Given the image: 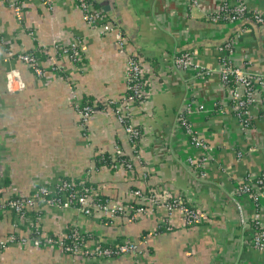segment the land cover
Instances as JSON below:
<instances>
[{
  "label": "crops",
  "instance_id": "1",
  "mask_svg": "<svg viewBox=\"0 0 264 264\" xmlns=\"http://www.w3.org/2000/svg\"><path fill=\"white\" fill-rule=\"evenodd\" d=\"M20 1L17 19L0 0L2 194L25 195L37 185L65 177L85 178L98 194L120 203L132 201L135 188L183 194L204 216L200 223L185 226L178 210L168 211L162 203L147 206L151 209L134 220L117 216L111 221L98 212L40 206L19 220V233L27 235L35 223L44 234L60 238L73 226L89 236L88 244L142 238L143 250L90 260L72 257L56 244L11 242L0 248V264H264V250L245 244L247 230L239 224V215L249 222L257 214L264 227V185L256 203L246 194H234L238 180L264 168V105L249 104V125L241 126L229 106L230 86L221 83L217 71L224 55L232 66L264 80V28L248 17L209 22L206 14L221 0H90L121 28L146 81L144 99L131 109L139 129L132 169L94 168L95 153L105 151L112 158L118 146L130 157L131 143L112 113L97 107L83 135L75 103L85 99L95 105L122 97L125 52L115 46L111 34L98 35L84 23L70 0ZM243 2L248 12L264 16V0ZM75 39L85 45L80 64L62 56L53 70L40 55L44 68L38 76L14 55L5 54L8 49L32 50L36 43L66 46ZM227 41L230 48L221 54L217 46ZM180 51L189 52L192 63L207 75L195 76L192 66L175 68L170 58ZM256 94L260 98L264 89ZM186 105L193 109L188 123L210 147L201 175L187 164L188 157L200 152L189 144L178 121ZM14 219L0 215V241ZM161 220L168 228H157Z\"/></svg>",
  "mask_w": 264,
  "mask_h": 264
},
{
  "label": "built area",
  "instance_id": "2",
  "mask_svg": "<svg viewBox=\"0 0 264 264\" xmlns=\"http://www.w3.org/2000/svg\"><path fill=\"white\" fill-rule=\"evenodd\" d=\"M4 4L10 8L17 19L21 18V1L20 0H3ZM79 9L81 19L98 35L111 34L115 46L125 52V65L123 71L124 93L119 100L106 99L102 101V109L110 111L114 118L122 126L128 141L131 143L133 154L130 157H122L118 146L114 147L113 157H110L111 167H123L132 169L136 157V143L139 136V129L132 122V107L138 104L145 97L146 81L143 76L141 62L138 55L133 50H127L126 40L118 26L107 20L105 13L99 8L94 7L90 0H70ZM194 4V0H189ZM244 17L250 18L257 26L264 28V16L258 13L247 11L243 0H221L215 11L206 14L209 22H236ZM230 48V42H224L217 46V50L223 54ZM85 45L79 39L71 41L66 46L60 45H43L36 43L34 48L29 51L13 53L9 49L5 54L7 57L15 56L18 60L26 64L37 76L43 72L38 56L43 55L48 63V68L56 70L58 59L66 56L73 65L78 66L82 60ZM218 73L221 83L229 88V106L235 118L241 126L249 125L248 105L260 101L264 105V94L258 98L257 91L264 89V80L258 76L244 72L242 68L232 66L225 56L221 55L219 59ZM171 64L177 69H184L190 66L194 67V75L202 77L207 75L208 71L202 67L193 64L190 54L187 51L174 53L170 58ZM231 82V85L229 84ZM95 105L79 100L75 103V111L78 117V124L83 135H86L87 121L89 115L94 111ZM193 112L190 106L186 105L179 114L178 121L183 126L187 141L196 148L200 153L196 157H188L187 164L190 168L197 171L199 175L203 174L206 162L209 159L210 147L200 139L187 121V114ZM132 156V157H131ZM92 167H90L91 169ZM88 169L85 175L88 173ZM145 179V176L142 175ZM85 178L74 182L72 179H60L53 184H42L35 186L28 194L25 195H3L0 185V215L11 214L15 217L11 222V230L6 237L0 241V248L5 247L8 243L17 242L22 244L30 241L35 245L56 244L64 252L72 257L84 256L90 260L98 258H109L118 255H137L140 254L144 247V239L122 240L111 242L93 241L87 243V237L72 226L69 234H63L57 238L50 234H44L35 224H31L28 234H21L18 231V222L26 212L40 206H52L59 209L74 208L80 212L90 214L93 212L100 213L105 221H111L117 216H122L128 220H134L139 215L145 213L158 203H162L166 210H178L182 222L185 226H192L200 223L204 214L195 207V205L183 194L168 196L164 193L157 192L151 188H135L132 190L134 199L128 203H120L109 196L97 198L98 192L92 186L83 185ZM264 185V168L256 175H246L238 180L234 187V194H246L253 202L256 203ZM233 194V195H234ZM235 195V196H236ZM233 196V198H235ZM96 197V198H95ZM151 207V208H147ZM239 224L241 228L247 230L245 244L254 248L264 250V227L260 224L257 214H253L251 220L247 222L239 215ZM168 228L167 222L161 220L157 228ZM62 238H67L64 243Z\"/></svg>",
  "mask_w": 264,
  "mask_h": 264
},
{
  "label": "trees",
  "instance_id": "3",
  "mask_svg": "<svg viewBox=\"0 0 264 264\" xmlns=\"http://www.w3.org/2000/svg\"><path fill=\"white\" fill-rule=\"evenodd\" d=\"M92 2V1H91ZM92 4H93V2H92ZM94 5V4H93ZM106 15V14H105ZM106 17H107V15H106ZM107 20H109V21H111L112 23H114V24H116L117 26H118V24L111 18V17H107ZM118 28L120 29V31L122 32V30H121V28L118 26ZM122 34H123V32H122ZM124 35V34H123ZM180 52H182V51H180ZM180 52H176V53H180ZM41 54H39V55H37V56H40ZM229 84L231 85V82H229ZM84 101L85 102H87V103H91V101L90 100H85L84 99ZM95 107H97V108H99V109H102V101H99V102H96L95 103ZM135 143H137V140L135 141ZM122 157H124V158H126L127 156H122ZM111 160H110V155L107 153V152H105V151H102V152H98V153H95V155L93 156V166H94V168H97L98 166H100V165H104V166H107L108 168H110V169H112V167H111ZM62 179H64V180H70L69 178H62ZM74 182H77L79 179H72ZM89 183L86 181V182H83V185H88ZM90 186H93V185H91V184H89ZM97 198H99V199H102V198H104V195H102V194H97V196H96ZM95 197V198H96ZM72 228V226H68L66 229H65V234H69L71 231H70V229ZM81 235H83L84 237H86L87 235L86 234H82L81 233ZM62 240H63V242L64 243H67V238H62Z\"/></svg>",
  "mask_w": 264,
  "mask_h": 264
}]
</instances>
